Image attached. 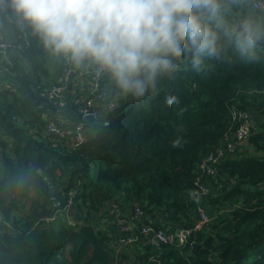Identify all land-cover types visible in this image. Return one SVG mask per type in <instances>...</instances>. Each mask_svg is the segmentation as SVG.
I'll return each instance as SVG.
<instances>
[{
  "label": "trees",
  "instance_id": "trees-1",
  "mask_svg": "<svg viewBox=\"0 0 264 264\" xmlns=\"http://www.w3.org/2000/svg\"><path fill=\"white\" fill-rule=\"evenodd\" d=\"M2 30L17 46L11 64L0 55V264H264V57L201 72L182 63L146 101L124 96L105 76L112 85L104 104L114 108L89 120L91 138L72 148L44 129L39 94L55 82V56L11 16L0 14ZM240 111L255 131L216 176L204 174L206 156L226 144ZM199 179L212 194L201 197ZM135 202L157 229H193L200 205L212 218L184 245L122 249L117 221L112 230L102 221L114 222L109 204L130 211Z\"/></svg>",
  "mask_w": 264,
  "mask_h": 264
},
{
  "label": "clouds",
  "instance_id": "clouds-1",
  "mask_svg": "<svg viewBox=\"0 0 264 264\" xmlns=\"http://www.w3.org/2000/svg\"><path fill=\"white\" fill-rule=\"evenodd\" d=\"M0 14L30 27L51 55L94 66L141 101L182 63L201 72L264 57V0H0Z\"/></svg>",
  "mask_w": 264,
  "mask_h": 264
},
{
  "label": "built area",
  "instance_id": "built-area-1",
  "mask_svg": "<svg viewBox=\"0 0 264 264\" xmlns=\"http://www.w3.org/2000/svg\"><path fill=\"white\" fill-rule=\"evenodd\" d=\"M16 41L0 36V55L4 59H8L11 64L10 55L16 49ZM62 73L58 76L55 82L48 84L45 89L40 91L39 96L43 99L41 106L46 110V124L44 129L49 137L56 142L64 143L68 146L78 147L86 144L91 138L88 129L89 120L98 118L103 112V109L114 108V102L104 104L111 98V89L104 84L106 75H97L95 67L83 71L77 68L74 64L62 58ZM2 70H0L1 73ZM81 74L87 77L86 84L80 83L78 85L79 92L74 97V103L77 115V121L67 123L59 119V112L65 109L72 96L71 92L74 90L72 83L76 77ZM15 91V90H14ZM232 119L236 123V130L234 133L226 137V144L219 147L214 153L206 156V160L202 164V172L204 174L216 176V166L225 159L226 155H234L237 144L248 140L255 131V121L252 116L246 111L234 112ZM3 138V133H0V139ZM201 197H207L212 194L210 185L201 184L198 180ZM211 192V193H210ZM57 196L65 195L64 188L61 186L56 190ZM76 192H69L68 205L65 210H68L73 204ZM54 206L59 208L61 202L54 197ZM198 219L194 222L193 229L177 228L173 231L162 228H155L153 223L142 224V220L146 218V213L139 202H135L130 211H125L116 203H112L109 214L117 221V230L119 238L117 240L119 248L135 247L136 245H145L150 243L152 246H160L161 244L172 245L186 244L194 232L201 231L209 222L210 215L201 205L198 207Z\"/></svg>",
  "mask_w": 264,
  "mask_h": 264
},
{
  "label": "crops",
  "instance_id": "crops-1",
  "mask_svg": "<svg viewBox=\"0 0 264 264\" xmlns=\"http://www.w3.org/2000/svg\"><path fill=\"white\" fill-rule=\"evenodd\" d=\"M1 37L3 36L4 38H10L11 37V34H9L8 32L5 34H2V35H0ZM50 57H51V54H50ZM52 58V57H51ZM55 58L56 57H53V61H51V64H53L54 63V61H55ZM94 66H91V65H85V66H82V67H80L83 71H86L87 69H91V68H93ZM50 68H51V66H50ZM62 71H63V69H62V58H61V66L60 67H58V71H53V69H52V75H53V80H56L57 78H58V76L62 73ZM86 82H87V77L86 76H83V75H81V74H79L77 77H76V80L72 83V87H73V91L71 92V94H70V96H72L71 97V99H70V101H69V104H68V106L65 108V109H63V110H61L60 112H59V119L60 120H63V121H65V122H67V123H73V122H75V121H77V115H76V109H75V106L73 105V103H74V97H76L77 96V93L79 92V89H78V85L80 84V83H82V84H86ZM108 87H109V89H111V85L112 84H106ZM154 219H151V217L150 216H148V218L146 217L144 220H142V224H149V223H152L151 221H153ZM157 221H158V223H161V224H163L164 222H162V219H161V217L160 216H158V219H157ZM156 221L154 220V223H155ZM102 225L104 226V227H107V228H109L110 230H112L113 228H115V226H116V221L114 220V222L112 221H102ZM117 227V226H116ZM114 232H115V229H114ZM116 233V232H115Z\"/></svg>",
  "mask_w": 264,
  "mask_h": 264
},
{
  "label": "rangeland",
  "instance_id": "rangeland-1",
  "mask_svg": "<svg viewBox=\"0 0 264 264\" xmlns=\"http://www.w3.org/2000/svg\"><path fill=\"white\" fill-rule=\"evenodd\" d=\"M4 33L6 34L7 32L2 30V32H0V35H2V34H4ZM51 61H52V58H51ZM51 61H50L51 69H53L54 72H55V71H58V67L61 66V58H60V57H56V58H55V61H54L53 64H51ZM246 144H247V142H244V143H243V145H246ZM243 145H240L239 148L243 147ZM32 195H33V194H32ZM30 205H31V203H29V206H30ZM108 207H109V209H111L112 204H109ZM211 218H212V217H210V220H211ZM130 252H132V251H130ZM131 257H132V262H133V260H134V258H135L134 253L131 255Z\"/></svg>",
  "mask_w": 264,
  "mask_h": 264
},
{
  "label": "water",
  "instance_id": "water-1",
  "mask_svg": "<svg viewBox=\"0 0 264 264\" xmlns=\"http://www.w3.org/2000/svg\"><path fill=\"white\" fill-rule=\"evenodd\" d=\"M92 119H93V117L90 118V120H92Z\"/></svg>",
  "mask_w": 264,
  "mask_h": 264
}]
</instances>
